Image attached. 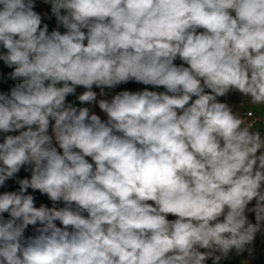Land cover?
I'll return each mask as SVG.
<instances>
[{"label": "clouds", "instance_id": "clouds-1", "mask_svg": "<svg viewBox=\"0 0 264 264\" xmlns=\"http://www.w3.org/2000/svg\"><path fill=\"white\" fill-rule=\"evenodd\" d=\"M43 2L51 32L36 0H0V61L16 82L0 92V188L19 185L0 193V264L252 256L264 233V0ZM130 81L164 91H93ZM230 93L243 113L219 99Z\"/></svg>", "mask_w": 264, "mask_h": 264}, {"label": "rangeland", "instance_id": "rangeland-1", "mask_svg": "<svg viewBox=\"0 0 264 264\" xmlns=\"http://www.w3.org/2000/svg\"><path fill=\"white\" fill-rule=\"evenodd\" d=\"M36 11L40 13H51V6L50 4H46L43 2V0H36V6H35ZM148 87L149 90H155V91H163L162 87L159 89H153L151 86H145ZM12 134H18V133H12ZM21 171L17 175H21ZM30 177V176H29ZM49 202V200H48ZM151 203V202H149ZM59 206H63L62 204ZM253 205H249L251 207ZM248 218L252 221V223H255V214L254 213H249ZM174 219V217L172 218ZM30 229V227H29ZM33 230L32 233H25L26 236L28 235H33L34 234V229L31 227ZM254 252L252 256L249 255V253L246 251L242 255H237L234 251L229 254L228 259L222 260L220 264H262L264 263V233H258L256 236V239L254 241V245H252ZM206 264H212L211 260H207Z\"/></svg>", "mask_w": 264, "mask_h": 264}, {"label": "trees", "instance_id": "trees-1", "mask_svg": "<svg viewBox=\"0 0 264 264\" xmlns=\"http://www.w3.org/2000/svg\"><path fill=\"white\" fill-rule=\"evenodd\" d=\"M35 10V8H34ZM36 11V10H35ZM48 16H51V14H49ZM52 22H50L48 24L49 26V31L51 32L54 28H56V23H55V17H51ZM62 33L65 31V29H63L62 27L59 29ZM13 69L8 68L6 65H4L3 61H0V92H9L10 88L12 86H14V84L16 83L15 81L11 80L8 78V73L11 72ZM129 84V88L130 91H139V90H143L144 86L142 84L136 83L134 81H130L128 82ZM0 136H2L0 134ZM0 142H2V139H0ZM21 175H17L18 178L23 179L25 177H29L30 176V172H26L23 168L21 169ZM30 178V177H29ZM19 185L15 182V180H9L6 182L5 186L0 188V193H3L4 191H14V190H18ZM255 201L252 202V204L250 205H254ZM5 218H7V214H4ZM173 217H169V219H172ZM57 226H61L59 224V222H56ZM30 229L28 228L26 230V234L27 233H32V226H29ZM264 264V263H262Z\"/></svg>", "mask_w": 264, "mask_h": 264}, {"label": "crops", "instance_id": "crops-1", "mask_svg": "<svg viewBox=\"0 0 264 264\" xmlns=\"http://www.w3.org/2000/svg\"><path fill=\"white\" fill-rule=\"evenodd\" d=\"M36 10V9H35ZM51 14V13H50ZM49 15V14H48ZM50 22H52V20L50 19ZM49 22V23H50ZM55 23H56V20H55ZM144 86V85H143ZM145 88V87H144ZM124 90H128L130 91V88H129V84H121L119 86H117L115 89H105L106 92H108L109 94L107 96H100L99 95V92H100V89L96 88L95 86L93 87V91L97 92V100L99 99H108L110 100L112 95H114L115 93L119 92V91H124ZM162 90L164 91V89L162 88ZM84 91V89L82 87H78L77 88V96L79 94H81L82 92ZM68 101L72 102L75 106L77 107H90L91 111L94 112L95 114L99 115L101 117L102 120H106V114L103 113L99 107H98V104H93V105H87V104H84V105H81L79 103V101L76 99V96H69L67 98ZM223 102V101H222ZM228 102L230 105H232L234 107L235 110L237 111H241V106L236 102V101H226ZM89 159V162H91L90 158ZM49 204H50V207L52 206V202L49 200Z\"/></svg>", "mask_w": 264, "mask_h": 264}, {"label": "built area", "instance_id": "built-area-1", "mask_svg": "<svg viewBox=\"0 0 264 264\" xmlns=\"http://www.w3.org/2000/svg\"><path fill=\"white\" fill-rule=\"evenodd\" d=\"M38 12V11H37ZM40 13V12H38ZM42 14V17H43V23H47L49 24L50 22V19H48L47 16H44L43 13H40ZM176 64H179L180 61L177 60L175 61ZM221 101H236L240 106L242 105V103L246 106L247 105V100L242 97L239 93H230L227 97H222V98H219ZM246 110V107L245 108H242L241 107V113H243L244 111ZM2 135V134H1ZM28 192L30 194H33L35 197H36V200H35V204L37 207H39V205L41 203H44L46 204L48 207H50V204L48 202V198L45 196V195H41L38 191L36 192H33L31 189L28 190Z\"/></svg>", "mask_w": 264, "mask_h": 264}]
</instances>
